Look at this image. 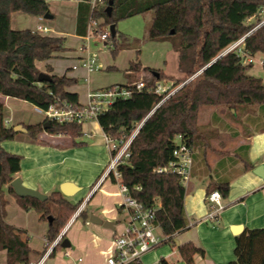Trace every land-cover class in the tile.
Wrapping results in <instances>:
<instances>
[{"label":"trees","instance_id":"1","mask_svg":"<svg viewBox=\"0 0 264 264\" xmlns=\"http://www.w3.org/2000/svg\"><path fill=\"white\" fill-rule=\"evenodd\" d=\"M75 1V34H86L91 15L101 32H108L106 40H111L112 54L127 48L129 43L116 44V37L125 38L124 35L115 28V35L111 36L107 27L148 11L152 12L148 39L168 41L171 50L177 54V70L184 76L176 81L177 84L185 82L181 87L164 99L165 93L157 94L153 89L160 81L172 76L159 69L144 67L151 73V78L147 81L129 79L117 84L133 89L132 94L114 101L110 109L96 119L102 132L114 142H120L119 145L141 124L126 149L128 156L117 165L119 182L145 208H156L155 222L167 237L165 241H169L174 233L188 226L184 210L185 185L175 173L157 171L174 160V138L182 136L191 148L192 162L207 166L210 138L202 134L197 123L198 113L204 105L225 107L230 113L229 118L240 124L244 137L254 131H264V82L248 73L252 63L243 62L247 55L260 54L264 66V23H261L264 20V0H103L94 12L90 11L87 0ZM109 1L112 13L108 16L105 8ZM13 12L43 18L44 14L50 13L49 3L48 0H0V95L42 109L57 100L77 104L78 94L67 91L76 80L49 74V66L45 73L51 80H37L40 71L35 62L56 57L68 49L64 36L49 32L42 34L29 28L15 30L10 24ZM241 38L240 44L212 61ZM106 40L104 44L108 45ZM139 70V61L129 63V73L137 75ZM139 81L144 83V88L135 90ZM46 122L49 126L43 128ZM23 126L38 142H41L38 136L42 132L68 136L73 140L82 134V124L75 122L58 123L43 119L41 123ZM12 127L4 123L3 103L0 102V142L14 138L16 133ZM238 161L242 163L241 171L252 168L246 153L239 154ZM19 169L20 156L0 146V250L6 252V264H29V256L34 252L26 231L6 221V192L15 197L23 210H34L47 222L45 239L49 244L58 237L82 202L74 204L59 190L51 192L43 202L16 196L10 182ZM112 174L110 172L107 176L117 183ZM213 190H218L222 198L226 197L229 178L213 179L207 185L206 195ZM48 216H52L51 222H48ZM78 216L85 219L86 210L82 209ZM60 241L49 255L61 249ZM177 250L186 264H194L195 253L203 255V250L186 242ZM233 255L234 259L226 264H264V229H243L236 234Z\"/></svg>","mask_w":264,"mask_h":264},{"label":"crops","instance_id":"2","mask_svg":"<svg viewBox=\"0 0 264 264\" xmlns=\"http://www.w3.org/2000/svg\"><path fill=\"white\" fill-rule=\"evenodd\" d=\"M76 4V2H75ZM26 14L13 12L10 16L11 28L21 30ZM30 16L33 26L27 27L35 29L37 25L49 27L52 34L64 36L65 28L51 27L41 23L40 17ZM76 5L71 17L70 31L73 38L82 40V36L75 34ZM32 17V18H31ZM36 19V20H34ZM16 24V25H15ZM65 38V37H64ZM67 46V42L65 43ZM68 57L75 58L76 54H71L68 50ZM57 57V56H56ZM58 58L64 59L63 53L58 54ZM76 62V61H75ZM68 64L65 67L58 65L56 58L52 57L44 61H36L35 66L40 72H46L47 66L51 68L49 74L57 76L65 75L76 80L74 85L67 87V91L78 94V99L91 90L88 86L83 89L79 85V80L88 81L87 73L72 69L75 64ZM66 68V70L64 69ZM81 69V68H80ZM78 71V72H77ZM175 77H182V73H177ZM92 91V90H91ZM0 102L3 103L4 120H9L8 124L31 125L41 123L38 121H27L25 107L35 106L26 101L0 95ZM215 111H211L208 123L219 125V131H210L207 136L210 138L214 158L208 160L206 153V164L198 166L193 161L190 171V179L185 185L186 194L184 197V210L188 219V226L181 231L174 233L169 241H163L146 252L141 258V264H186L178 253V246L191 243L195 247L203 250V255L195 253L193 255L194 264H226L234 259V236L231 227L235 225L243 226V229L262 228L264 229V179L252 172L257 165L264 163V131H254L248 137H244L242 129L238 130L235 123L230 119ZM212 120V122H210ZM104 134L97 121H89L82 124V134L89 139L96 140L95 137ZM87 132L88 135L83 133ZM225 134L228 139L234 140L230 151L231 141L220 140ZM75 140L68 136L52 135L46 132L39 134L41 142L32 139L28 134L21 136L16 133L11 140L0 142V146L9 153L20 156V169L16 177L20 178L22 184L27 188L38 190L46 195L59 190L63 182H72L79 189L73 196L67 197L71 202L81 198L84 200L83 208L87 212L85 219L75 213L70 217L66 225L60 231L61 239L66 238L69 246L61 248L49 255L51 244L45 239L47 222L39 218V214L34 210H23L17 203L15 197L9 192L5 193L6 221L20 229L26 231L29 238V246L34 250L29 256L30 263L34 264L46 252L42 264H104L105 259L111 254L113 237L122 230L126 220V212L119 208L122 196L117 183H113L108 176L104 177L106 170V154L102 147L96 143L87 144L86 138ZM104 137V136H103ZM75 144H72L73 142ZM226 143H225V142ZM224 143V144H223ZM247 144V147L242 145ZM95 162L91 163V176L84 171H73L78 164L83 169L89 166L87 163L90 153L96 152ZM246 153L247 159L251 162L252 168L241 171L242 163L237 162L238 156ZM90 167V166H89ZM86 173V174H85ZM15 177V178H16ZM229 178V191L226 197L222 198L225 208L215 221H202L208 212L206 203L207 185L213 179ZM84 196V197H83ZM78 201V202H79ZM94 214L101 220L113 223L112 228L103 227L100 224L91 223L89 215ZM158 235H162L160 229ZM239 234V233H238ZM47 247V248H46ZM53 248V247H52ZM51 248V249H52ZM62 257H65L63 259ZM0 264H6V252L0 250Z\"/></svg>","mask_w":264,"mask_h":264},{"label":"built area","instance_id":"3","mask_svg":"<svg viewBox=\"0 0 264 264\" xmlns=\"http://www.w3.org/2000/svg\"><path fill=\"white\" fill-rule=\"evenodd\" d=\"M90 11L98 9L103 0H87ZM91 12V13H92ZM261 23H264L262 20ZM86 28V34L81 37L83 43L78 46L76 62L72 66V69L81 68L85 72H96L100 69V63L97 57L90 53L88 50V41L90 33H97L100 40H106L108 32L98 28V22L90 15ZM36 32L42 34H48L51 31L49 27L37 25ZM243 38L232 44L227 50H231L242 42ZM244 63H253V56L247 55L243 59ZM262 64V59L260 60ZM135 90H141L144 88V83L139 81L135 84ZM179 88V86H178ZM176 88L175 90H177ZM167 89V86L158 83L153 91L157 94L165 93L164 99L171 95L174 91ZM133 89H129L117 84L111 85L102 89L94 91H87L82 99H78L77 104H72L66 101L57 100L56 103H51L45 109L35 107V110L44 116V119L48 121H55L58 123H87L89 121H96L99 114L106 112L110 109L112 103L118 99L128 98L132 94ZM9 120L5 119L4 123H8ZM139 128V126H138ZM138 128L134 131L132 136L125 142L119 145L118 142H114L111 138L103 134L106 142L112 141L111 159L106 167L104 177L110 172L113 173V177L118 184L120 193L122 196L121 208L126 212V220L124 222L121 231L117 232L113 237V246L111 254L105 259L104 264H141L142 256L159 245L163 241L167 240L166 236L155 234L154 231L160 229L155 222L156 208H145L140 202L132 198L128 194V189L125 185L119 182L120 173L117 172V165L119 162L128 156L126 151L131 138L137 132ZM88 135L87 132L83 133ZM174 160L169 162L165 167L158 169L157 171L172 172L175 173L181 183L186 185L190 179V171L192 165V153L189 143L185 139L177 135L174 138L173 149ZM206 203L208 206L207 214L202 218V221H215L225 208V204L222 201V196L218 190L211 191L206 195ZM84 202L78 207L75 214L78 215L83 208ZM161 231V230H160ZM162 233V232H161ZM61 234L51 243V248L60 240ZM51 248L49 250H51ZM47 252L38 259L34 264H42ZM29 264H32L29 262Z\"/></svg>","mask_w":264,"mask_h":264},{"label":"rangeland","instance_id":"4","mask_svg":"<svg viewBox=\"0 0 264 264\" xmlns=\"http://www.w3.org/2000/svg\"><path fill=\"white\" fill-rule=\"evenodd\" d=\"M75 0H48L49 3V10L50 13L52 14L51 19H45V18H40L41 23L50 25L55 29V27H59L64 29L66 34H64L65 37V43L67 42V48L65 51H62L60 53H63L64 59L61 58H56L57 63L61 67H65L68 64H72L75 62L77 59L75 58H69L68 57V50L71 54H76L77 48L79 45L83 43V40H76L73 38V35L70 31L71 27V17L70 14H73L74 8H75ZM19 14H25L22 12H18ZM26 20L23 22L22 26H19L21 28H27L30 26H33L34 22H32V19L28 18L30 16L24 15ZM32 18V17H31ZM151 19H152V12L148 11L142 14H138L135 16H132L126 19L119 20L116 23L115 28L118 30V32L122 33L125 38H120L119 36L116 37V44L118 43H129L127 48L120 49L116 54L111 53L112 49V43L110 38L106 41L109 42L108 45L104 44L105 40H100L99 36L97 33H90V38L88 41V50L90 53H93L96 57L97 60L100 63V69L96 70V72H91L88 73L87 78L88 81H85L83 79L79 80V85L83 89L84 87L88 86L91 88L92 91L97 90V89H102L111 85L115 84H123L126 83L129 79H134V80H143L147 81L151 78V73L148 70H144V67L148 68H154V69H159L168 75H171V79H164L160 81L159 83L162 85L167 86V89L172 91L173 89L175 90L180 86L181 84H177L175 75H177L178 70H177V54L171 50L170 43L168 41H155V40H150L148 39V30L151 24ZM36 20V19H34ZM252 20V19H251ZM16 25V24H15ZM108 28V27H107ZM109 29V28H108ZM52 31V30H51ZM49 32V34H52V32ZM66 45V44H65ZM136 50H139L138 53H136ZM54 58V57H53ZM262 59L260 54H256L253 56V63L249 69L248 73L261 78L262 82H264V66L260 63V60ZM135 60L139 61L140 63V70L137 75H133L131 72L129 73V63L130 62H135ZM66 70V68H64ZM80 73L83 72L82 69L78 68L77 69ZM77 71V72H78ZM179 77V79L183 78ZM178 79V78H177ZM25 112L26 116L28 117L27 121H38L39 119H44V116L40 113H38L33 107H25ZM211 111L218 112L220 116H224L227 119L230 120L228 110L219 105V106H211V105H204L201 107L199 113H198V125L199 128H201L202 134L207 137V134H210V131H216L220 129L219 125H213L212 120L208 123L209 119L211 118L210 113ZM217 113V114H218ZM11 124L6 123V126L11 127L13 126ZM236 125L235 127L239 130L240 129V124L234 122ZM28 125V124H27ZM21 136H27V133H18ZM86 138L87 144L96 143L102 147L103 152L106 154L107 161L106 165H108L109 160L111 159V149H112V141L106 142L104 139L103 135L99 133L98 131V136L95 137L96 140L89 139L87 136H80L78 139L84 140ZM220 140H225L231 141V146L226 148L227 150L230 151L231 147L234 144V140L228 139V137L223 134L219 138ZM224 141V142H225ZM225 142V143H226ZM213 144H217L216 141L212 142ZM212 144V145H213ZM224 144V143H223ZM197 145V144H196ZM196 145L194 146V149L196 148ZM212 145L207 147V155H208V160L212 161L214 158V154L212 153ZM97 156V151L96 152H91L90 157L88 158L89 166L85 167L83 169L80 167L81 165H76L73 168V171H82L84 170L88 176H91V169L93 170L91 163L93 161L95 162V157ZM106 172V170H105ZM85 173V174H86ZM109 178V177H108ZM110 179V178H109ZM71 197V196H70ZM84 197V196H83ZM81 198H77L75 200V203L81 200ZM85 200V199H84ZM83 200V202H84ZM81 202V205L82 203ZM52 212L55 213V206L52 204ZM76 212V211H75ZM155 234H158V230L154 231ZM51 244V243H50ZM65 259V257H62Z\"/></svg>","mask_w":264,"mask_h":264},{"label":"water","instance_id":"5","mask_svg":"<svg viewBox=\"0 0 264 264\" xmlns=\"http://www.w3.org/2000/svg\"><path fill=\"white\" fill-rule=\"evenodd\" d=\"M111 1L108 2V5L105 8V12L106 14L109 16L112 12H111ZM53 16L51 13H46L44 14L43 18L45 19H51ZM108 31L109 34L111 36L115 35V25L111 24L108 27ZM171 33H173V31H171ZM229 50H225V52H222L220 55H218L214 60L218 59L220 56H222L224 53H226ZM37 80L38 82H43V81H50L51 77L49 74L45 73V72H39L37 75ZM185 82H183L179 87H181ZM49 126V123L46 122L43 125V128H47ZM141 126V124H140ZM139 126V127H140ZM14 133H27V129L22 126L21 124H16L12 127ZM252 172L254 174H256L257 176H259L260 178L264 179V163H261L259 165H257L256 167L253 168ZM11 188L13 190V193L18 196V197H32L35 198L37 200L40 201H45L48 198V195L44 194L43 192H39L38 190L35 189H31V188H27V186L25 187L22 184V181L20 178L16 177L14 178L11 182H10ZM79 188L72 182H63L60 184L59 186V191L66 197H70L73 196L74 193L78 190ZM48 222H51L52 220V216H48ZM89 220L91 223L94 224H100L103 227L106 228H112L113 223L107 220H101L100 218H98L97 216H95L94 214H90L89 215ZM242 227L240 225H235L231 227V231L233 234H238L242 231ZM60 246L61 248H66L69 246V242L66 238H62L60 237Z\"/></svg>","mask_w":264,"mask_h":264}]
</instances>
